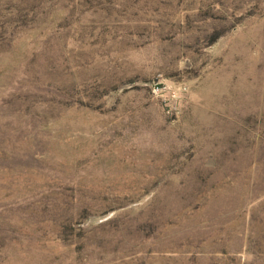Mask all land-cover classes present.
Here are the masks:
<instances>
[{"label": "rangeland", "instance_id": "374dc122", "mask_svg": "<svg viewBox=\"0 0 264 264\" xmlns=\"http://www.w3.org/2000/svg\"><path fill=\"white\" fill-rule=\"evenodd\" d=\"M0 264H264V0H0Z\"/></svg>", "mask_w": 264, "mask_h": 264}]
</instances>
